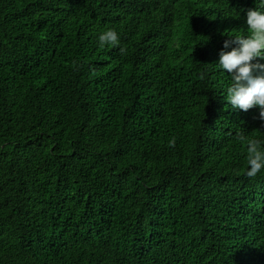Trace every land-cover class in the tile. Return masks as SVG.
<instances>
[{"label": "trees", "instance_id": "1", "mask_svg": "<svg viewBox=\"0 0 264 264\" xmlns=\"http://www.w3.org/2000/svg\"><path fill=\"white\" fill-rule=\"evenodd\" d=\"M206 1L0 0V264H264V121L219 64L264 0ZM165 3L193 12L181 46L146 34Z\"/></svg>", "mask_w": 264, "mask_h": 264}, {"label": "clouds", "instance_id": "2", "mask_svg": "<svg viewBox=\"0 0 264 264\" xmlns=\"http://www.w3.org/2000/svg\"><path fill=\"white\" fill-rule=\"evenodd\" d=\"M185 1L188 2V0ZM196 1L205 4L206 0ZM182 5L181 3L173 4L170 5L173 7L172 9L167 7L164 8L165 10L159 11L158 24L164 26V29L160 30V27L155 25L157 27L150 30L151 39L158 47L160 45L181 46L188 40V25L193 19V12L187 6L184 11H180L179 8ZM246 23L250 35L248 37L234 36L233 39L225 40L220 52L219 64L224 70L233 74V83L227 89V100L231 106L243 111L259 106V119L264 121V64L252 63L254 58L264 59V12L255 9L249 10ZM159 36H162L161 43L158 41ZM99 43L101 47L105 45L118 47L120 44L119 34L115 30L108 29L99 35ZM233 44L236 46L232 47ZM229 48H231L230 51L225 50ZM119 50L121 54L126 51L122 47ZM254 72L258 74H254ZM240 139L246 140L243 135ZM262 144L264 142L258 139L246 140L247 162L250 166L246 175L250 178L256 177L264 169ZM169 146H175V139L169 141ZM179 180L183 181V176L180 174Z\"/></svg>", "mask_w": 264, "mask_h": 264}, {"label": "rangeland", "instance_id": "3", "mask_svg": "<svg viewBox=\"0 0 264 264\" xmlns=\"http://www.w3.org/2000/svg\"><path fill=\"white\" fill-rule=\"evenodd\" d=\"M168 8L169 9H172L173 7L169 5ZM160 10H165V9L158 8V10L154 11V14H152L151 28H154V27H157L158 26V27H160V30L164 29V26H162L161 24H158V18H159V15L158 14H159V11ZM155 25H157V26H155ZM133 26L135 27V30L137 31V34L138 35H142L143 34V33H140V31H139V30H142V29L138 28L136 26V24H133ZM149 31H147L146 34H148ZM158 41L161 43L162 36H159ZM160 46H162V45H160ZM201 99H202V102L204 103V110H205V112H202L201 115H204L205 116V114H208L209 111H210V107H211V97H210V95L208 93H204V94H202ZM207 159H208V156H207L206 153H204L203 156L200 155L199 158H198L199 169L203 173H205V164L207 163ZM195 184H196V182H194V181H193V184H183V187L182 188H180V189H178L176 191L171 192V194L174 195L175 197H180V198H182L184 200L186 198L188 199L191 196L196 195V193H197V191L195 189ZM166 188L168 190V187H166ZM152 192L157 193V191H155V190H153ZM152 192L150 193V197L155 198L156 195H152L151 196Z\"/></svg>", "mask_w": 264, "mask_h": 264}, {"label": "bare ground", "instance_id": "4", "mask_svg": "<svg viewBox=\"0 0 264 264\" xmlns=\"http://www.w3.org/2000/svg\"><path fill=\"white\" fill-rule=\"evenodd\" d=\"M169 1H170V4H172V2H173L174 0H169ZM206 2H208V0H207ZM165 6L168 7V5H167L166 3H165ZM185 6H186V3L183 4L182 7L179 8V10H180V11H184V10H185ZM176 8H177V7H176ZM194 24H195V22H193V21L189 22V25H194Z\"/></svg>", "mask_w": 264, "mask_h": 264}, {"label": "water", "instance_id": "5", "mask_svg": "<svg viewBox=\"0 0 264 264\" xmlns=\"http://www.w3.org/2000/svg\"><path fill=\"white\" fill-rule=\"evenodd\" d=\"M185 53V51H184V49L182 50V53H181V55H183ZM192 66V65H191ZM192 68V67H191Z\"/></svg>", "mask_w": 264, "mask_h": 264}]
</instances>
